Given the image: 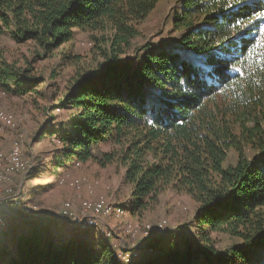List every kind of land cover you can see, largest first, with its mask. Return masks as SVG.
I'll return each instance as SVG.
<instances>
[{
    "label": "trees",
    "instance_id": "1",
    "mask_svg": "<svg viewBox=\"0 0 264 264\" xmlns=\"http://www.w3.org/2000/svg\"><path fill=\"white\" fill-rule=\"evenodd\" d=\"M159 1L0 0V33L32 43L33 62L77 30L99 54L50 106L64 117L49 114L36 138L57 136L54 172L90 162L123 167L131 186L124 213L142 215L168 187L195 201L186 225L197 230L195 246L184 231L171 232L182 247L161 239L130 264H264V63L248 55L264 28V0H178L170 12L176 48L144 43L128 55ZM61 61L75 65L81 56L64 52ZM30 70L0 46V85L26 93L44 81ZM31 190L39 195L41 186ZM213 233L236 243L218 250ZM15 236L0 241L1 264H119L108 244L88 242L85 233Z\"/></svg>",
    "mask_w": 264,
    "mask_h": 264
},
{
    "label": "rangeland",
    "instance_id": "2",
    "mask_svg": "<svg viewBox=\"0 0 264 264\" xmlns=\"http://www.w3.org/2000/svg\"><path fill=\"white\" fill-rule=\"evenodd\" d=\"M177 1L161 0L156 4L140 24V35L134 39L128 55L144 43H150L156 49L176 48L178 34L171 28L170 12ZM91 44L89 34L77 30L74 38L55 49L51 56L33 62L35 48L32 43L19 45L8 34L0 33V46L6 56L15 60L18 67L31 68L29 75L44 78L23 94L0 85V111L14 118V126L0 125V151L8 152L11 143L18 141L26 165L0 184V241L10 243L14 235H28L32 229L50 231L55 240L85 233L88 242L108 244L119 264H130L145 253H153L148 249L149 245L161 239L171 240L172 245L182 247L181 238L171 232L181 234L184 231L187 240L195 246L197 230L186 227L192 225L196 207L190 195L168 187L142 215L111 211L99 215L97 225H91L81 221L85 212L92 213L82 207L83 200L95 201L102 197L107 205L121 209L128 204L131 186L124 180L123 167L116 163L101 166L90 162L80 167L68 166L65 171H52V151L60 142L55 134H45L42 138H36V134L49 114L62 119L67 113L63 109L50 112V106L62 97L75 71L94 65L98 59L99 54L91 53ZM64 52L80 55L81 62L61 65ZM234 160V154L230 153L229 161ZM29 166H33L34 172L27 169ZM34 185L41 186L39 195L31 190ZM64 212L69 218L61 216ZM4 232L7 236L2 238ZM212 237L215 247L221 251L236 243L222 233H213ZM2 260L0 258V264Z\"/></svg>",
    "mask_w": 264,
    "mask_h": 264
},
{
    "label": "bare ground",
    "instance_id": "3",
    "mask_svg": "<svg viewBox=\"0 0 264 264\" xmlns=\"http://www.w3.org/2000/svg\"><path fill=\"white\" fill-rule=\"evenodd\" d=\"M0 125L2 127L14 126L13 116L0 111ZM75 165H80V163L76 162ZM25 166L21 153V145L18 141H13L8 152L0 151V184L5 183L12 174L22 171ZM5 192H9V190H5ZM81 205L86 211H91V215L97 214V218H86L83 220L91 225H97L99 215H105L111 211L123 212L119 207L107 205L102 197H99L95 201L83 200Z\"/></svg>",
    "mask_w": 264,
    "mask_h": 264
},
{
    "label": "snow or ice",
    "instance_id": "4",
    "mask_svg": "<svg viewBox=\"0 0 264 264\" xmlns=\"http://www.w3.org/2000/svg\"><path fill=\"white\" fill-rule=\"evenodd\" d=\"M239 3L240 0H237ZM231 6V5H230ZM258 19H264V11H260L258 13ZM241 21H236V24L239 25ZM243 34V33H242ZM258 49H264V28L260 29V38L255 41V43L252 46L251 51H249L248 55H257L260 57V62L264 63V52H258Z\"/></svg>",
    "mask_w": 264,
    "mask_h": 264
},
{
    "label": "built area",
    "instance_id": "5",
    "mask_svg": "<svg viewBox=\"0 0 264 264\" xmlns=\"http://www.w3.org/2000/svg\"><path fill=\"white\" fill-rule=\"evenodd\" d=\"M61 216H67V217L69 218V215H68V214H64V215H61ZM84 218H97V214H96V215H88V214L85 212L84 215L82 216L81 221H83ZM159 228H160V227H159Z\"/></svg>",
    "mask_w": 264,
    "mask_h": 264
},
{
    "label": "crops",
    "instance_id": "6",
    "mask_svg": "<svg viewBox=\"0 0 264 264\" xmlns=\"http://www.w3.org/2000/svg\"><path fill=\"white\" fill-rule=\"evenodd\" d=\"M4 136H6V134H3ZM66 168H64L63 170L65 171Z\"/></svg>",
    "mask_w": 264,
    "mask_h": 264
}]
</instances>
